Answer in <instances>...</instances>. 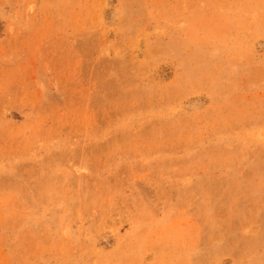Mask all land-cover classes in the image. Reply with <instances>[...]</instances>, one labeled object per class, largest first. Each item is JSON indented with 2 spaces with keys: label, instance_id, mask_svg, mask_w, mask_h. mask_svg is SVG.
Here are the masks:
<instances>
[{
  "label": "rangeland",
  "instance_id": "1",
  "mask_svg": "<svg viewBox=\"0 0 264 264\" xmlns=\"http://www.w3.org/2000/svg\"><path fill=\"white\" fill-rule=\"evenodd\" d=\"M0 264H264V0H0Z\"/></svg>",
  "mask_w": 264,
  "mask_h": 264
}]
</instances>
